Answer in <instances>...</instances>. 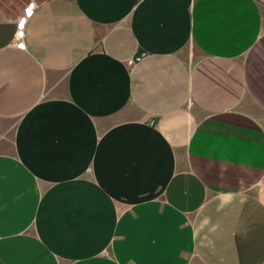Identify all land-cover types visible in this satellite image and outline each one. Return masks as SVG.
<instances>
[{
  "label": "crops",
  "instance_id": "1",
  "mask_svg": "<svg viewBox=\"0 0 264 264\" xmlns=\"http://www.w3.org/2000/svg\"><path fill=\"white\" fill-rule=\"evenodd\" d=\"M0 264H264V0H0Z\"/></svg>",
  "mask_w": 264,
  "mask_h": 264
},
{
  "label": "built area",
  "instance_id": "2",
  "mask_svg": "<svg viewBox=\"0 0 264 264\" xmlns=\"http://www.w3.org/2000/svg\"><path fill=\"white\" fill-rule=\"evenodd\" d=\"M31 11H33V7L31 6ZM24 16H25V18L26 17H29L30 15H28L27 14V11L24 13ZM21 24V23H20ZM19 36H20V38L18 39L19 41L17 42V46L18 47H21V45H23V47H24V41L22 40V38H23V34H22V32H20L19 33Z\"/></svg>",
  "mask_w": 264,
  "mask_h": 264
},
{
  "label": "snow or ice",
  "instance_id": "3",
  "mask_svg": "<svg viewBox=\"0 0 264 264\" xmlns=\"http://www.w3.org/2000/svg\"><path fill=\"white\" fill-rule=\"evenodd\" d=\"M27 14L28 15H31L32 14V11H31V7L29 9H27ZM21 27H23V21L21 22ZM21 47H23V45H21Z\"/></svg>",
  "mask_w": 264,
  "mask_h": 264
}]
</instances>
